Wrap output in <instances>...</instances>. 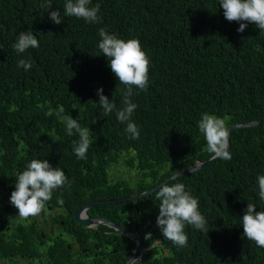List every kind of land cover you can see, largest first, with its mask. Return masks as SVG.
<instances>
[{
  "label": "trees",
  "instance_id": "trees-1",
  "mask_svg": "<svg viewBox=\"0 0 264 264\" xmlns=\"http://www.w3.org/2000/svg\"><path fill=\"white\" fill-rule=\"evenodd\" d=\"M48 2L0 0V249L7 256L31 255L38 252L36 242L44 244L46 237L33 224L17 218L10 196L17 174L33 159H47L53 167L60 165L72 185L56 189L44 212L61 209L64 216L54 220L64 227L75 224L73 236L90 251L95 247L89 238L100 250L112 242L103 264H122L134 248L126 244L127 237L105 225L84 229L72 215L86 201L149 190L181 168L210 158L198 129L202 113L226 118L228 128L264 118V31L244 22L246 29L238 32L239 23L225 19L220 0H92V6L100 4V24L65 16L66 0H50L49 10L41 7ZM57 9L63 20L59 25L48 14ZM101 27L125 41L139 39L150 57L148 90L134 88L138 94L131 97L138 105L132 116L138 139L124 132L126 123L117 120L115 111L104 116L98 105L97 90L103 88L121 107L125 88L98 48ZM26 30L33 31L39 47L18 54L12 45ZM29 57L28 71L17 67ZM58 106L92 132L86 159L74 154L79 135H67L66 123L55 115ZM229 141L230 160L218 159L167 182L183 183L198 197L207 220L208 233L186 226V247L165 239L157 226L156 190L138 200L95 206L87 214L141 233L140 264H264V248L243 235L241 224L248 203L264 211L257 185V176L264 175V126L236 128ZM120 162L136 169L134 180L109 177ZM146 233L151 239H145ZM47 251L54 260H68L64 245L61 254L52 246Z\"/></svg>",
  "mask_w": 264,
  "mask_h": 264
},
{
  "label": "clouds",
  "instance_id": "clouds-1",
  "mask_svg": "<svg viewBox=\"0 0 264 264\" xmlns=\"http://www.w3.org/2000/svg\"><path fill=\"white\" fill-rule=\"evenodd\" d=\"M220 5L223 8V15L227 21L239 23L238 32H243L246 29L247 23L244 22L255 23L261 31H264V0H220ZM51 6L50 0L48 3L41 5L45 10L51 9ZM99 13L100 4L97 3L92 6V0H66L64 5L65 16L76 17L77 19L82 18L87 23H102L103 18ZM48 14L53 23L57 25L62 23L61 12L58 9L50 10ZM98 35L100 37L98 48L101 50L102 54L108 58L109 67L113 74L118 81L125 86L122 93L123 99L121 101V107L117 108L115 100H109V98L103 94V88L97 90V95L99 96L98 105L102 108L104 116H108L115 111L117 120L122 124L126 123L124 132L129 135L130 139H138L140 135L139 126L132 120V116L138 105L132 101L131 97L134 94H138L134 93V88L144 92L148 90L149 66L151 63L150 57L142 50L141 43L137 38L125 41L119 38L115 33H110L105 27L99 29ZM12 47L18 54H21L29 48H38L39 40L36 35L33 34L32 30L21 31ZM17 67L28 71L32 67L31 58L29 57L27 60L20 59L17 62ZM94 106H97V102H94ZM64 111L63 106H58L55 110V115L66 123L65 131L68 136H72L74 132L78 133L79 140L73 141L72 150L78 159H86L89 148L93 143V134L89 127L82 128L80 123L72 116L63 115ZM52 114V111L48 112V115ZM263 119L264 118L253 120ZM229 128L226 118L218 117L207 112L202 113V117L198 121V129L200 133L204 135L207 151L212 154L213 159L230 160L232 158L228 150V144L230 142ZM71 185L72 181L69 180L65 172L60 168V165L54 164L53 167L47 159H33L28 163L25 170L17 174L15 190L11 193L10 203L18 209V216L27 220L29 217H37L41 212L44 213L47 202L52 199L53 192L56 189L70 188ZM257 185L259 199L264 201V175L257 176ZM155 198L160 202L156 224L165 239L173 242L178 247H186L188 242V236L185 232L186 226L190 225L196 230L205 233L209 232L207 220L199 211V198L193 196L191 191L186 190L183 183L171 185L165 183L161 185L159 189L155 191ZM60 202L62 203V201ZM256 207L257 206L253 203L247 204V208L241 220L243 235L247 237L248 240L254 241L258 247L264 248V211H256ZM47 208H49V206H47ZM63 216L64 215L58 217ZM120 225L133 230L127 225ZM98 226L99 225H96L95 227L86 229L93 230L97 229ZM112 232L115 233L113 230ZM61 233L62 235H59L54 241L56 243L58 238L61 237L62 242L56 244L47 242L46 244L48 246L46 249L52 246L57 248L61 254L64 245L65 254L68 258L66 264H103L102 249H99L96 242L93 243V238L87 239V242L95 247L96 252L90 251L88 245L82 246L81 243L77 241L71 232V225L67 227L63 226ZM124 236L127 237L126 235ZM151 236V233H146L145 239H151ZM127 238L129 239V237ZM130 242L132 241L130 240ZM109 243L112 244V242H108L105 246L108 250L112 248H108ZM133 249L134 248L131 249L129 256L122 264H125L130 258ZM144 250L143 244L142 254L136 259H131L132 262L130 264H140ZM85 256L91 258V261L86 262L84 260ZM94 259H96V261ZM61 263L64 262H62L60 258L58 260L50 258L45 264Z\"/></svg>",
  "mask_w": 264,
  "mask_h": 264
},
{
  "label": "water",
  "instance_id": "water-1",
  "mask_svg": "<svg viewBox=\"0 0 264 264\" xmlns=\"http://www.w3.org/2000/svg\"><path fill=\"white\" fill-rule=\"evenodd\" d=\"M254 125H264V119L263 120H251L244 123H236L232 124L229 128V136L231 132L239 127H246V126H254ZM230 144V142H229ZM229 144H228V150H229ZM219 158L213 159L212 156L204 161L196 162L194 165L186 166L184 168H181L179 171L175 172L170 177L164 179L159 184L155 185L149 190H145L140 193H134L125 197H118L113 199H98V200H90L86 201L81 205L77 211L73 215V219L76 223L80 224L84 228H90L95 227L96 225H106L115 233H120L123 235H126L129 237V239L134 243V249L132 252V255L127 260L125 264H130L132 262L131 259H136L138 256H140L143 252V239L140 233L133 231L131 229L126 228L125 226H122L118 223H115L107 218L104 217H91L87 214V210L90 208H93L95 206L100 205H110V204H121L130 200H138L142 197L147 196L148 194L152 193L153 191L157 190L161 185L167 183L168 181L181 176L185 175L187 173L193 172L195 170H198L202 167H205L214 161L218 160Z\"/></svg>",
  "mask_w": 264,
  "mask_h": 264
},
{
  "label": "flooded vegetation",
  "instance_id": "flooded-vegetation-1",
  "mask_svg": "<svg viewBox=\"0 0 264 264\" xmlns=\"http://www.w3.org/2000/svg\"><path fill=\"white\" fill-rule=\"evenodd\" d=\"M41 213L40 216L35 217L36 219H41L43 222H47V226L50 227V230L48 232H44L42 228H40V225L36 223V220L25 222V224L29 223L33 224L35 229L41 233L42 237H46L45 244H41L40 242H36V247L38 249V252L33 254H19V253H9L8 256L4 255L5 251L3 249H0V264H45L46 261H49V255L45 254L46 247L48 246L46 243L50 242L53 244H56L54 239L57 238L59 235H62L61 230L63 227V222H57V220H54V214L50 218H48L49 214ZM24 222V221H23ZM7 230L10 229V226L6 227ZM11 230H14V228H11ZM55 231L53 234V237L50 238L49 234ZM16 233H19L16 229ZM20 234V233H19ZM129 239L127 240L126 244H129ZM0 244L1 241H0ZM95 255V254H94ZM90 256V253H89ZM46 257V258H45ZM43 260H42V259ZM96 261V259H94Z\"/></svg>",
  "mask_w": 264,
  "mask_h": 264
},
{
  "label": "rangeland",
  "instance_id": "rangeland-1",
  "mask_svg": "<svg viewBox=\"0 0 264 264\" xmlns=\"http://www.w3.org/2000/svg\"><path fill=\"white\" fill-rule=\"evenodd\" d=\"M120 163H122L121 165L118 163L117 165H115V166H113L114 167V169L113 170H111V171H109V177L113 180V181H116V180H125V179H128V180H134V178H135V176H136V169L134 168V167H129L126 163H124V162H120ZM18 213V212H17ZM42 213V212H41ZM47 214H49V216H48V218H50L51 216H53V214L54 215H58V216H62L63 214H61V209H54V210H50L49 211V213H47ZM41 215V214H40ZM40 215H37V216H40ZM36 216H34V217H29L27 220H25V219H23V218H21V217H19L18 215H17V218L19 219V220H21V222H23V223H25L26 221L27 222H30V221H34V220H36V223H38L39 225H40V228H42L43 229V231L44 232H48L49 230H50V227L49 226H47V222H43L41 219H36L35 218ZM69 224H70V222H69ZM71 226H73V228L75 229V224H73L72 223V225ZM86 229V228H85ZM88 230H91V229H88ZM55 233V231H53V232H51L50 234H49V237L50 238H52L53 237V234ZM113 244V243H112ZM112 244L111 243H109L108 244V248H111L112 247ZM62 250H63V248H62ZM108 251H107V249H104V250H102V252H101V254H103V255H108ZM45 254H48L49 255V259L51 258V256H50V254L48 253V251H47V249H46V251H45ZM46 258V257H45ZM42 259V258H41ZM43 260V259H42ZM84 260L86 261V262H90L91 261V258H89L88 256H85L84 257ZM45 262H46V260H44ZM61 264H66V263H61ZM71 264H75V263H71Z\"/></svg>",
  "mask_w": 264,
  "mask_h": 264
}]
</instances>
